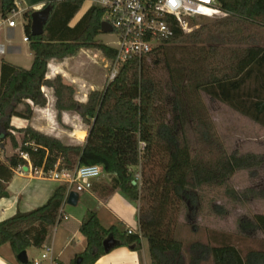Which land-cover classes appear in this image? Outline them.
Returning a JSON list of instances; mask_svg holds the SVG:
<instances>
[{
	"label": "trees",
	"instance_id": "trees-1",
	"mask_svg": "<svg viewBox=\"0 0 264 264\" xmlns=\"http://www.w3.org/2000/svg\"><path fill=\"white\" fill-rule=\"evenodd\" d=\"M221 1L226 18L190 34L175 28L171 40L146 58L126 62L116 79L104 91L90 93L86 103L76 99L74 87L62 76L48 79L49 65L83 50H96L112 62L116 50L96 42L105 10L92 6L72 26L86 0H49L45 7L52 6V12L40 37L31 35L34 11L25 12V35L34 56L31 68L0 59V128L4 132L0 143L9 139L16 151L0 158V200L9 198L14 172L28 166L20 154L28 153L33 169L46 173L99 165L111 176L110 184L101 188L102 197L119 191L139 204V232L134 234L106 229L97 212L88 211L79 230L86 248L70 264H96L107 254L103 243L110 235L120 242L119 247L137 252L145 239L152 264L181 262L183 244L175 238L173 225L176 216L189 208L187 202L195 206L199 192L208 189L224 191L237 201V193L229 186L231 179L238 171L264 164V155L226 152L202 99L205 93L264 128V46L252 38L240 46L233 41L249 27H264V0ZM15 2L0 0L2 18L16 9ZM196 20L192 19V25ZM44 88L53 91L58 120L63 113H75L89 128L83 146L66 145L31 126L22 130L11 126L12 118L31 121L33 107H46ZM13 131L21 134L20 143ZM191 132L198 145L206 146L204 153L194 152ZM137 174L142 176L141 183L135 179ZM66 194L62 184L44 206L0 222V248L10 245L16 256L30 248L41 249L61 222ZM239 231L248 238L258 233L264 237V215L241 220ZM190 253L193 264L209 255L215 264H264V251L243 256L228 243L213 247L197 242Z\"/></svg>",
	"mask_w": 264,
	"mask_h": 264
},
{
	"label": "rangeland",
	"instance_id": "rangeland-1",
	"mask_svg": "<svg viewBox=\"0 0 264 264\" xmlns=\"http://www.w3.org/2000/svg\"><path fill=\"white\" fill-rule=\"evenodd\" d=\"M89 7L90 2L86 1L76 19L71 23L72 26ZM216 21L215 19L198 18L193 23V32L202 26H212ZM16 23L17 28L4 59L19 67L30 69L33 63V55L28 44L24 42L26 36L23 32L25 23L23 15L16 18ZM7 29V27L3 29V39ZM250 38H252L253 43L264 46V27H249L243 35H238L232 39L236 46H240L244 45V41ZM96 42L115 50L120 48V40L115 33H101L96 37ZM206 46L208 47L209 44ZM58 62L63 63L65 68L68 80L64 79V81L74 87L75 97L80 100L86 99V95L88 96L94 91H104L109 83L111 62L96 50H83L74 57ZM53 68V66L50 67V73ZM46 95L48 96L47 92ZM202 99L208 109L216 133L228 154L238 151L242 155L254 152L264 155V131L262 128L227 106L216 102L205 93H202ZM20 110H24V106H21ZM71 115H75V113H71ZM84 128L89 130L86 125ZM1 134L4 132L0 128V137ZM16 138L20 143L21 135L17 133ZM191 140L194 152L200 150L204 153L207 150L206 146L197 144V138L192 132ZM15 152L9 139L0 143V158L5 159ZM135 172L140 173V170L136 169ZM104 174L100 180L103 179ZM135 179L141 183V174H137ZM229 186L237 193V201L226 195L224 191L217 193L215 190L208 189L199 192L200 196L195 206L187 202L189 208L176 216L177 220L173 225V232L175 238L182 242L183 251L181 262L178 261L175 264H193L190 259V248L197 242L213 247L228 243L237 247L243 256L254 250L264 251V237L261 233L248 238L239 231L241 220L252 219L258 214L264 215V196L262 195L264 192V164L254 170L238 171L231 179ZM84 193H80V195ZM117 229L120 234L124 233V228ZM10 250V245H6L3 252L6 254V251L11 252ZM43 254V251L33 249L28 254L29 261H41ZM147 255L149 256V248H147ZM43 264H50L49 260L44 261ZM200 264H215V258L209 255Z\"/></svg>",
	"mask_w": 264,
	"mask_h": 264
},
{
	"label": "crops",
	"instance_id": "crops-1",
	"mask_svg": "<svg viewBox=\"0 0 264 264\" xmlns=\"http://www.w3.org/2000/svg\"><path fill=\"white\" fill-rule=\"evenodd\" d=\"M16 1L22 9V15L24 17L25 12L27 11L32 10L35 12L44 8L49 0ZM91 7L92 5L90 4L88 10ZM86 12L78 18L76 23L80 21ZM0 17L2 19L1 15ZM24 20L23 32L25 33L27 20L25 18ZM4 27L0 29V42L4 44L6 48H9L17 27L13 29L7 27L8 29L6 30L3 39ZM25 43L28 44L30 50V43ZM31 54L33 55L32 52ZM8 62L11 63L10 61ZM52 66L54 68L51 70V73L49 71L47 76L48 79L60 75L65 80H68L63 63L51 61L49 70ZM44 90L48 94L46 97L48 100L46 107H33L34 113L31 121L17 117L12 118L11 126L17 130L26 129L28 126H31L36 131L57 138L66 145L83 146L86 143L89 131L84 128V123L81 117L78 114L71 115V113H63L61 119L58 120V112L55 108L56 99L53 91L48 88H44ZM87 98L88 96L86 95V99L84 100L76 99L81 103H86ZM215 101L221 105H225L217 100ZM29 103L32 105L31 102ZM231 110L234 111L233 109ZM254 124L262 128L264 131L262 126L256 123ZM12 133L15 137L17 136V132L13 131ZM254 153L259 154L258 152ZM46 174L45 177L41 174H35L29 167L28 171H25L23 167L14 172V177L8 185L9 198L0 200V222L14 217L18 212L28 213L47 203L53 192L61 186L62 183L51 178L49 172ZM100 179L94 182L90 191L85 192L82 195L79 194L77 206H71L67 204V202L64 203L62 215L67 218L61 219V222L51 230L45 245L41 249H38L45 252L46 248H53L52 258L55 264H70L79 254L84 252L87 242L86 238L79 230L88 211H96L100 223L106 229L115 227L124 228V233L128 232V230H132L134 233L139 232V204L132 201L127 195L119 191H116L107 197H102L101 188L104 185L110 184L111 176L104 174L103 179ZM5 247L6 245L0 248V264H20L12 248L10 250L11 252L6 251V254L3 252ZM147 248H149L148 242L143 239L141 251L137 252L128 247L116 248L103 256L96 264H152L150 251L149 256L147 255ZM33 249L36 248L28 249L26 251L27 254ZM32 262L33 260L31 261V264H33Z\"/></svg>",
	"mask_w": 264,
	"mask_h": 264
},
{
	"label": "built area",
	"instance_id": "built-area-1",
	"mask_svg": "<svg viewBox=\"0 0 264 264\" xmlns=\"http://www.w3.org/2000/svg\"><path fill=\"white\" fill-rule=\"evenodd\" d=\"M92 6L104 9L102 23H108L120 40V48L116 50L115 59L110 63L108 82L116 79L123 65L133 59L150 56L164 42L175 36V28H180L185 34L193 32L192 19H224L228 14L222 7L221 0H86ZM7 18H2L0 29L4 26L16 28V18L23 14L17 1ZM25 42H29L27 38ZM7 54V48L0 42V59ZM43 92L46 95L45 90ZM28 166L35 174L46 176L42 169H33L28 153H21ZM26 167V166H25ZM23 167H21L22 169ZM104 174L99 165L79 166L74 170L51 171V178L67 187L65 202L72 192L78 194L90 191L96 180ZM67 217L62 215L61 219ZM128 234H134L128 230ZM53 248H46L41 261L33 260V264H43L49 260L55 264Z\"/></svg>",
	"mask_w": 264,
	"mask_h": 264
},
{
	"label": "water",
	"instance_id": "water-1",
	"mask_svg": "<svg viewBox=\"0 0 264 264\" xmlns=\"http://www.w3.org/2000/svg\"><path fill=\"white\" fill-rule=\"evenodd\" d=\"M52 12V6H46L41 10L33 12L31 15L32 25H31V35L33 37H40L45 34V27L47 26L50 15ZM101 32L104 34L113 33V28L108 24L103 22L101 24ZM3 148V146H2ZM25 171H28V167H24ZM79 200V194L76 192H72L68 197L67 204L71 206H77ZM104 250L108 254L114 249L120 246V242L115 239L113 235H110L103 243ZM17 260L20 264H28L29 258L26 251H23L17 256ZM81 258L78 259V263H80Z\"/></svg>",
	"mask_w": 264,
	"mask_h": 264
}]
</instances>
